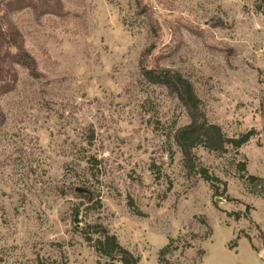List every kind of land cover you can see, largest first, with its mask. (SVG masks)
Returning <instances> with one entry per match:
<instances>
[{
    "label": "rangeland",
    "instance_id": "1",
    "mask_svg": "<svg viewBox=\"0 0 264 264\" xmlns=\"http://www.w3.org/2000/svg\"><path fill=\"white\" fill-rule=\"evenodd\" d=\"M60 2L6 18L36 71L0 95V264L110 263L98 233L140 264H264V0ZM162 68L225 137L253 131L193 150L225 189L184 168L185 109L141 75Z\"/></svg>",
    "mask_w": 264,
    "mask_h": 264
},
{
    "label": "trees",
    "instance_id": "2",
    "mask_svg": "<svg viewBox=\"0 0 264 264\" xmlns=\"http://www.w3.org/2000/svg\"><path fill=\"white\" fill-rule=\"evenodd\" d=\"M3 8V15L0 18V95L12 91L17 82L15 67L26 69L31 76H35L36 63L33 57L23 48V42L19 32L7 21V15L12 12L20 11L25 8L33 10L38 16L61 14L60 0H0ZM11 50H14L12 53ZM142 77L150 84L165 88L169 94L183 106L188 117V124L179 127L173 134V141L178 147L184 168L198 175L202 180L211 184L215 189V184L225 183L209 175L207 170L197 162L193 150L202 147L213 152H224L228 147L239 149L249 142L254 135L253 131L246 132L235 138L225 137L220 127L209 124L203 110L200 99L195 94L194 88L189 80L184 78L179 72L171 69H143ZM244 166L241 165V170ZM249 180L255 181L257 178L250 177ZM223 189V190H224ZM249 207L245 212L234 214L236 221L246 218ZM96 232L93 231V234ZM100 239L95 241V251L104 256L107 260L119 264H140L138 257H134L129 251L119 245L114 236L100 234ZM85 240L91 241L84 233ZM236 247V245H234Z\"/></svg>",
    "mask_w": 264,
    "mask_h": 264
}]
</instances>
